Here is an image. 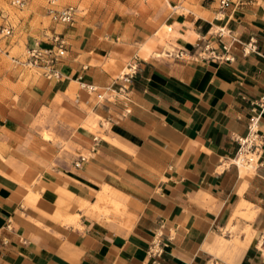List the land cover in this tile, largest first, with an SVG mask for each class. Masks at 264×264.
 Returning a JSON list of instances; mask_svg holds the SVG:
<instances>
[{
	"label": "crops",
	"instance_id": "1",
	"mask_svg": "<svg viewBox=\"0 0 264 264\" xmlns=\"http://www.w3.org/2000/svg\"><path fill=\"white\" fill-rule=\"evenodd\" d=\"M218 1L124 0L52 24L58 78L20 63L45 6L0 10V264H152L154 238L159 264H264V147L258 168L232 163L264 97V0ZM220 27L256 51L198 57Z\"/></svg>",
	"mask_w": 264,
	"mask_h": 264
},
{
	"label": "built area",
	"instance_id": "2",
	"mask_svg": "<svg viewBox=\"0 0 264 264\" xmlns=\"http://www.w3.org/2000/svg\"><path fill=\"white\" fill-rule=\"evenodd\" d=\"M46 15L54 25H70L78 16L79 8L76 5H61L60 0H44ZM243 0H219L221 9L229 7L231 4H239ZM12 5L22 7L25 0H12ZM170 28L168 29V31ZM12 33V26L0 25V38ZM214 39H206L202 43L195 44L197 56L204 59H216L232 61L234 59L231 50L236 43H240L233 33L225 27L218 28L214 34ZM224 39H227L226 41ZM255 41L250 38L248 42L240 43L244 54L255 52ZM216 44V47L214 46ZM67 49V41L64 35L54 26L46 28L42 36L35 38L32 44L24 50L20 63L27 68H41L43 75L48 78H58L60 75L59 64L62 62ZM185 52H176V58H184ZM136 65L130 66L124 72L121 79L128 82L136 74ZM88 90H94L92 85L85 86ZM264 110V97L260 98L251 107V112L247 120L246 133L235 137L238 144L236 153L232 158V163L243 165L249 168H258L263 164L262 149L264 147V133L259 130V120ZM85 156H79L75 166H79L85 161ZM10 224L7 225L9 227ZM163 249L158 238H154L147 249L148 256L153 259L152 264H159L158 259Z\"/></svg>",
	"mask_w": 264,
	"mask_h": 264
},
{
	"label": "rangeland",
	"instance_id": "3",
	"mask_svg": "<svg viewBox=\"0 0 264 264\" xmlns=\"http://www.w3.org/2000/svg\"><path fill=\"white\" fill-rule=\"evenodd\" d=\"M12 0H0V10L4 9L5 11L9 12L11 16H13L15 13L23 16L20 10H22L26 3L30 0H25V4L22 7H17L12 5ZM31 6L33 5H44V0H31ZM120 1V2H119ZM124 0H60L61 5H76L79 8L78 16H86L88 14L94 13L101 15V18L109 17L113 10L116 8H119L121 3ZM146 0H137L138 3L144 4ZM149 2V0H147ZM118 6V7H117ZM52 25L50 19L48 17H44L43 26L49 27ZM168 26H162L161 29L157 32V36L160 38H167L168 36H172V32L168 31ZM4 63V61L2 62ZM46 136V135H44Z\"/></svg>",
	"mask_w": 264,
	"mask_h": 264
}]
</instances>
